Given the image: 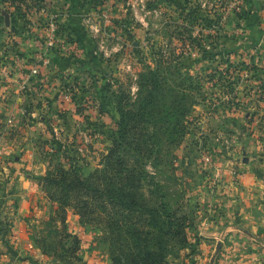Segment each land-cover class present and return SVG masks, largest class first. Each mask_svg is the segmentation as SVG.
Returning a JSON list of instances; mask_svg holds the SVG:
<instances>
[{
    "label": "rangeland",
    "instance_id": "1",
    "mask_svg": "<svg viewBox=\"0 0 264 264\" xmlns=\"http://www.w3.org/2000/svg\"><path fill=\"white\" fill-rule=\"evenodd\" d=\"M97 2L0 0V106L13 93L24 92L14 105L21 111L10 116L0 110V264L22 261L15 243L23 236L34 264H113V250L121 245L116 239L123 240L125 233L113 235L106 223L101 225L104 232L88 226L72 208L76 199L68 205L53 201L44 179L61 161L58 149L79 159L84 169L103 168L120 116L116 97L125 92L129 103L136 101L138 76L144 67L155 68L156 59L170 72L164 77L177 91L179 104L174 107L187 111L189 126L178 146H162L157 166L147 164L160 191L148 185L143 191L154 205L179 208L193 221L186 228L187 246H180L181 237L167 238L160 264H229V255L219 257L222 243L214 247L213 257L202 256V239H218L198 235L225 218L253 235L254 260L264 264V0ZM134 12L142 23L136 22ZM209 21L215 24L205 26ZM51 42L49 51L71 59L57 67L47 49ZM174 65L193 79L203 76L195 81L199 89L184 93L188 96L183 100L180 74L171 76ZM57 70L60 75H53ZM15 73L26 74L28 83L20 84L17 92L6 90L2 79ZM221 73L225 82L219 81ZM36 75L38 80L43 77L42 86L36 87ZM67 83L84 87L83 104L63 93ZM164 95L163 103H168L169 93ZM25 106L32 111L25 113ZM19 115L33 123L38 118L41 124L27 129L15 118ZM11 137L16 142L8 146ZM21 179L36 187L27 200L43 206L40 217L36 208L24 213L17 203H9L10 189ZM134 215L139 216L129 218ZM238 229L223 231L244 234ZM155 241L143 246L160 252Z\"/></svg>",
    "mask_w": 264,
    "mask_h": 264
},
{
    "label": "trees",
    "instance_id": "2",
    "mask_svg": "<svg viewBox=\"0 0 264 264\" xmlns=\"http://www.w3.org/2000/svg\"><path fill=\"white\" fill-rule=\"evenodd\" d=\"M97 1L95 0V3H98ZM219 20L216 21L217 25ZM202 21L205 24L207 20L203 18ZM208 23L210 25L205 26L212 27L215 24L213 21ZM58 32L59 30L57 34ZM52 52L48 50V53ZM51 55L57 67L59 63L71 59H64L59 52ZM163 62L156 59L155 68L144 67L138 76L137 100L132 104L129 103L130 94L122 92L116 97L115 109L120 116L115 121L111 133V146L107 154L103 155L101 170L84 169L79 159L68 157L65 152L58 149L56 155L61 161L44 179L46 186L51 188L48 196L53 201L60 205H68L70 201L76 199L72 208L88 226L104 232L101 225L106 223L113 235L120 237V233H125L123 240L116 239L121 242L122 250L119 246L113 250L115 253L113 264H160L166 250L164 245L166 239L181 237L178 241L183 248L187 246L189 240L186 228L193 226V221L186 216L187 213L181 215L182 210L179 208L171 210L162 202L160 206L154 205L143 191L147 185L154 187L157 192L160 191L159 184L146 170L147 164L155 163L157 166L156 162L161 160L158 154H161L162 146L167 143L171 147L178 146L188 134L187 111H182L180 109L182 106L174 107L179 104L176 100L177 91L168 86L164 74L170 72L165 71ZM176 66L174 65L171 76L180 74L181 83L178 88L183 100L188 96L184 93L199 89L195 86V81L201 82L203 76L197 74L193 79V76L179 72ZM60 73V70L52 71L55 76ZM218 73L219 71H216L213 74L214 78ZM213 75L210 77L211 80ZM223 77L221 73L219 81L225 82ZM169 81L171 82L170 79ZM233 91L231 88L230 92ZM65 92L71 93L72 100L78 106L83 104L82 97L87 94L84 87H80L78 83L73 88L69 83L65 84L63 93ZM164 92L166 95L169 93L170 104L163 103L166 98ZM29 112L26 111L27 114ZM35 123L41 124L39 121ZM155 155L157 157H154ZM133 213L139 216L129 218ZM153 235L157 237H152ZM153 240H156L155 244L158 242L156 245L160 247V252L143 246V242Z\"/></svg>",
    "mask_w": 264,
    "mask_h": 264
},
{
    "label": "crops",
    "instance_id": "3",
    "mask_svg": "<svg viewBox=\"0 0 264 264\" xmlns=\"http://www.w3.org/2000/svg\"><path fill=\"white\" fill-rule=\"evenodd\" d=\"M122 17H124V16H122ZM134 18H135V16H134ZM106 19H109V18H106ZM135 19H137V21H136L137 23L141 22V17L139 15H136ZM110 24H111V22H110ZM137 25H139V24H137ZM8 26H9V23H8ZM126 28L130 29L128 27H126ZM126 28H125V26H123V29L125 31H126ZM25 76L27 78L26 74H25ZM25 76L22 73H18V74L15 73L11 76L12 77L11 79H5V78L2 79L4 81L5 89L11 90V91L13 90V92H17L20 84L23 85L24 83H28V82H26L27 79H24ZM34 81H36V87H38V85L42 86V84H39V81H43V77L41 76L40 80H38V76H37V77H35ZM34 81H30L29 86H33ZM28 89H29V91H31L30 88H28ZM36 90H37L36 92L38 94V88H36ZM27 91H26V93L29 94ZM23 94H24V92L17 93V94L13 93V96L10 98V100L9 101L7 100V103L4 104V106L3 105L0 106V110L3 108L4 109V110H2L3 113H4V111L7 114L10 112L11 113L10 116H12V114H14V113H18L19 111H21L20 109H18L14 105H16V101H19L20 98L23 96ZM26 108L27 107L25 106L24 109H26ZM27 110L32 111V109L30 107H29V109L27 108ZM27 110H25V113ZM15 118L18 119L19 121H21L23 123V126H25L27 129H30L29 126L34 122V120H32L33 122L32 121L30 122L29 118H26V117L23 120L22 118H20V115L18 117L15 116ZM37 120H38V118L36 119V121ZM33 124L35 125V123H33ZM18 125L19 124H17L16 126H18ZM14 142H16V140H14V137H11L9 142H8V146L14 145L13 144ZM14 147L15 146L11 147V149L13 150L11 152L12 154L15 153ZM6 153L10 154L9 151ZM17 159L18 158H15V160H17ZM20 160H22V159H20ZM16 180H17V177H16ZM251 189L253 190V188H251ZM36 191L37 190H36V187L34 185H31L30 183L28 184L27 180H25V179H21L18 181V186L16 185V187L14 189H10V192L12 195L10 196V202L9 203H11L12 205L17 203V204H15V207H17L20 210H23L24 213L29 212V210L31 208H36L37 209L36 210L37 211L36 217H40L39 212L42 210L43 206H41V205L39 206L37 204V202L27 200V197L28 196L30 197V195H32L34 192L36 193ZM33 205H36V206H33ZM233 207L236 208L238 206L232 205V207H230V208H233ZM244 207L245 206L243 205V208ZM246 207L250 208L251 206H246ZM244 209H246V208H244ZM27 216H28V214H27ZM72 219H73L72 221H77V219L74 217ZM253 219L255 221V218H253ZM217 222H218V225L214 228L213 227L210 228L208 231L206 230V233H204V232L198 233V235H200V236L202 234H205L206 237H211V238L213 237L215 239H218L216 242L214 240L202 239V242H204V244L201 245L200 254H202V256H207V255L209 256V254H211V256L213 257L214 256L213 255L214 254V247H217L220 243H222V244H220L221 250H220L219 257L222 258L225 255H229L231 257V261L229 264H262L261 261L255 262V260H254V254L257 251H254V250H256V248H255L256 245L251 243V239L253 238L251 236H253V235H251L250 232H248L246 229H238L239 227L233 226V223L235 222V220H234V222H232L230 220V218H225L224 220H221V221L219 220ZM226 222H228V223H226ZM226 228L229 231L238 229V230H241L240 233H244V234H236V233L223 231V229H226ZM15 244H18L17 245L18 249L22 252V255L24 256L21 259L22 261H19L17 264H34L33 260H31V258H30V257H32L31 254L28 253V251L30 249H27L26 237L23 236L22 241L19 243H15ZM218 262L217 263L215 262V263L218 264ZM12 264H15V262H12Z\"/></svg>",
    "mask_w": 264,
    "mask_h": 264
},
{
    "label": "built area",
    "instance_id": "4",
    "mask_svg": "<svg viewBox=\"0 0 264 264\" xmlns=\"http://www.w3.org/2000/svg\"><path fill=\"white\" fill-rule=\"evenodd\" d=\"M141 1H143V0H137V2L139 3V2H141ZM148 13V12H147ZM150 14V13H149ZM136 15H139L137 12L135 13L134 12V16H135V18H136ZM106 18H107V16H106ZM139 23V22H138ZM140 23H142V18H141V22ZM52 29H53V31L55 32V31H57V27L56 28H53L52 27ZM55 42H56V44H57V40H55ZM54 43V42H53ZM53 43L51 42L50 43V47H47V49L49 50V48H51L52 47V45H53ZM27 81L29 80V77L27 76Z\"/></svg>",
    "mask_w": 264,
    "mask_h": 264
},
{
    "label": "water",
    "instance_id": "5",
    "mask_svg": "<svg viewBox=\"0 0 264 264\" xmlns=\"http://www.w3.org/2000/svg\"><path fill=\"white\" fill-rule=\"evenodd\" d=\"M8 23H9V18H6V24L8 25Z\"/></svg>",
    "mask_w": 264,
    "mask_h": 264
}]
</instances>
